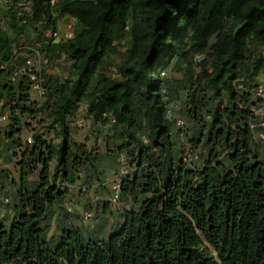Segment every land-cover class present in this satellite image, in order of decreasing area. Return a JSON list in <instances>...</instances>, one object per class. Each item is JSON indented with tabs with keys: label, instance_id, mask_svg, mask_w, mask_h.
<instances>
[{
	"label": "trees",
	"instance_id": "16d2710c",
	"mask_svg": "<svg viewBox=\"0 0 264 264\" xmlns=\"http://www.w3.org/2000/svg\"><path fill=\"white\" fill-rule=\"evenodd\" d=\"M61 20L74 23L67 40L48 35ZM34 51L47 61L41 102L24 71ZM262 77L264 0H0V149L20 157L10 195L0 175L11 212L0 217V264H264V146L250 128ZM176 104L204 151L194 166L178 147ZM82 105L102 150L74 139ZM35 122L59 142L37 131L24 141ZM122 156L132 168L122 221L82 228L69 188Z\"/></svg>",
	"mask_w": 264,
	"mask_h": 264
},
{
	"label": "rangeland",
	"instance_id": "374dc122",
	"mask_svg": "<svg viewBox=\"0 0 264 264\" xmlns=\"http://www.w3.org/2000/svg\"><path fill=\"white\" fill-rule=\"evenodd\" d=\"M59 28L63 29L66 24V20H61L59 23ZM74 27V25H73ZM123 51V50H122ZM59 72L69 73L70 64L69 62H62ZM117 67H112V72L114 76H117ZM264 80V77L261 78ZM35 98V96H34ZM180 105L176 104L172 109V117L176 118L177 120H184L185 126L184 127H177L176 129L180 131L178 147L183 150L184 147L188 144V139L192 135V126L190 122L180 114ZM81 119V125L77 124V121ZM5 123H0V128L3 127ZM71 127L73 130L74 139L77 142L85 143L90 148H94L97 150H102L103 148V131L97 125H94L92 120L86 116V108L82 105L78 111L77 116L72 120ZM176 130V131H177ZM37 131L39 135H42L48 142L53 141L54 143H58L59 139L54 137L53 132L49 131L48 128L40 125L38 123H32V126L29 129H26L23 134V140L27 142V138L32 136V133ZM33 137V136H32ZM194 148V147H193ZM193 155L197 154L198 157L204 151L201 148H194ZM264 154V151H263ZM200 158H198L199 160ZM20 160L19 155L15 157L12 153H7L0 149V175H6L4 180L5 191L8 195H10L16 188V184L19 182L20 179V171L17 166L18 161ZM197 160V161H198ZM196 161V164H197ZM55 161L52 162V167H55ZM86 174H82V179H80L75 187L69 188L71 190L70 194L68 195L67 199V206L70 207L71 211H73L77 224L82 228L88 229L94 228L99 229L103 233L112 231L115 226H117L121 221V213L128 209L129 206L123 202H120L118 206H111L110 199L114 193V185L117 183L119 179V163L116 165L115 168L108 169L100 179L91 177L87 180V184H83L85 181ZM31 180L37 179V175L30 176ZM15 183V185L13 184ZM7 196L0 194L1 201H5ZM139 199L142 198L141 195L138 196ZM103 202L107 203L110 207L108 212L103 213L102 206L100 207V214L97 217L95 213H92V217L89 220H85L83 215L81 216V212L85 210V206L94 204L96 202ZM11 216V212L2 208L0 206V217L8 218ZM97 217V218H96ZM54 217H50L45 224V229L47 232L48 237H52L57 234L56 226L54 224Z\"/></svg>",
	"mask_w": 264,
	"mask_h": 264
},
{
	"label": "built area",
	"instance_id": "2783aa9c",
	"mask_svg": "<svg viewBox=\"0 0 264 264\" xmlns=\"http://www.w3.org/2000/svg\"><path fill=\"white\" fill-rule=\"evenodd\" d=\"M58 0H51L52 5H54ZM74 23L70 20H66V24L63 29L59 28L54 32H49V36H52L54 39H64L67 40L73 37L74 34ZM46 60L42 59L41 56L37 51H34L33 55L26 60L24 71H29V77L32 81V92L33 95L36 97L38 101H42L45 95V87L44 82L41 76V71L43 70V65L46 64ZM257 98L262 99V103L255 106L252 111L255 117V120L250 123V128L252 129L255 139L257 142H260L264 146V80H261L258 89L255 93ZM171 114V111H170ZM8 115L7 114H0V123L8 122ZM82 120L79 119L77 124L81 125ZM185 121L184 120H177V127H184ZM27 143H33V137L29 136L27 138ZM193 146L188 144L184 147V157L183 160L191 166L196 164L198 160V155H193ZM132 173V168L128 160L125 157H120L119 159V179L117 183L114 185V193L110 199L111 206H118L120 204L119 194L121 190V185L124 179L130 177ZM92 217L91 212H83V218L85 220H89Z\"/></svg>",
	"mask_w": 264,
	"mask_h": 264
}]
</instances>
